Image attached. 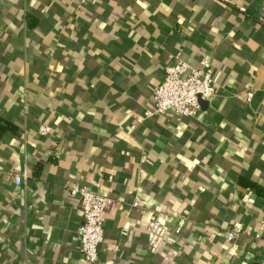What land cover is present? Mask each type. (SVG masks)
Segmentation results:
<instances>
[{
    "label": "crops",
    "instance_id": "obj_1",
    "mask_svg": "<svg viewBox=\"0 0 264 264\" xmlns=\"http://www.w3.org/2000/svg\"><path fill=\"white\" fill-rule=\"evenodd\" d=\"M204 57L198 113L138 123L166 65ZM0 119V264H89L75 182L120 198L96 264H261L264 0H0Z\"/></svg>",
    "mask_w": 264,
    "mask_h": 264
},
{
    "label": "built area",
    "instance_id": "obj_2",
    "mask_svg": "<svg viewBox=\"0 0 264 264\" xmlns=\"http://www.w3.org/2000/svg\"><path fill=\"white\" fill-rule=\"evenodd\" d=\"M212 65L210 57L202 58L198 67L179 58L166 65L164 79L154 89L152 105L144 110L143 115L137 117L138 123L167 112L195 116L201 109V100H210L215 95ZM245 89L251 92L249 85H245ZM250 99L248 97V100ZM136 128L137 124L131 126L132 130ZM49 131L50 126L46 124H40L37 128L39 136H45ZM108 179L111 180L112 176H108ZM15 183L20 184L19 176L15 177ZM69 193L77 196L79 200L82 218L78 227L80 251L87 263L96 264L99 248L104 240L103 211L106 208L119 206L120 198L86 188L78 182L70 186ZM141 203L138 199L132 202L136 208L141 207ZM163 214L164 212H159L157 216L147 220L148 245L153 252H157L175 231L169 227V223L161 220ZM184 222L185 219L182 218L181 223ZM178 230L179 228L176 231ZM235 237H237L235 232L229 233L230 239ZM260 263L264 264V256Z\"/></svg>",
    "mask_w": 264,
    "mask_h": 264
},
{
    "label": "trees",
    "instance_id": "obj_3",
    "mask_svg": "<svg viewBox=\"0 0 264 264\" xmlns=\"http://www.w3.org/2000/svg\"><path fill=\"white\" fill-rule=\"evenodd\" d=\"M11 129L13 131H16V127L12 125L10 122L0 119V132L4 131L5 129ZM248 184V182L246 183Z\"/></svg>",
    "mask_w": 264,
    "mask_h": 264
},
{
    "label": "water",
    "instance_id": "obj_4",
    "mask_svg": "<svg viewBox=\"0 0 264 264\" xmlns=\"http://www.w3.org/2000/svg\"><path fill=\"white\" fill-rule=\"evenodd\" d=\"M207 101L205 100H201V104H205Z\"/></svg>",
    "mask_w": 264,
    "mask_h": 264
}]
</instances>
